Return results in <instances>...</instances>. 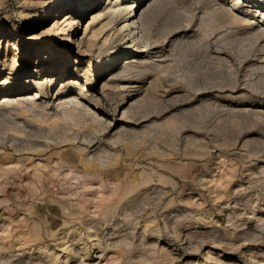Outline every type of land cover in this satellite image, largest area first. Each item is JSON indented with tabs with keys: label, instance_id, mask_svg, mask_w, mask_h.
<instances>
[{
	"label": "rangeland",
	"instance_id": "1",
	"mask_svg": "<svg viewBox=\"0 0 264 264\" xmlns=\"http://www.w3.org/2000/svg\"><path fill=\"white\" fill-rule=\"evenodd\" d=\"M19 5L2 0V30L52 16ZM219 7L162 1L149 33L162 56L116 77L97 73L105 50L85 56L93 101L53 100L48 84L34 108L0 99V264H264V35Z\"/></svg>",
	"mask_w": 264,
	"mask_h": 264
},
{
	"label": "bare ground",
	"instance_id": "2",
	"mask_svg": "<svg viewBox=\"0 0 264 264\" xmlns=\"http://www.w3.org/2000/svg\"><path fill=\"white\" fill-rule=\"evenodd\" d=\"M94 1L96 0H19V14L22 19L28 17L44 21L52 11V16L40 30H27L23 34L14 33L10 29L2 30L0 19V53L3 54V59L0 60V91L5 93L0 98L2 101L16 105L23 103L24 107L27 105L34 108L40 105L38 97L45 91L46 84L53 91V100L71 95L76 99L93 101L94 96L88 93L91 82L88 74L90 59L85 60L87 67L81 65L84 57L91 55V52L96 51L97 55H101L105 50V56L101 55L96 67L99 77L110 75L109 78L116 77L114 71L119 65L120 68H125L138 61L162 56L164 50H155L151 46L149 33L154 27L156 8L164 0H104L99 8L91 11L89 19L82 22L80 19ZM215 1L220 6L218 9L224 13L222 22H230L232 25L248 24L257 33L264 35V0H248L250 9L254 7V10H247V7L246 10L241 9L243 0H228V3ZM45 37L52 40H38ZM55 38L61 39L64 44H72V50L74 48L76 52L72 66L65 61L63 65L57 64L62 55L55 46ZM31 56L34 57L33 68L29 67ZM12 92H17V99L10 98L8 94ZM131 98H127L125 103L131 104Z\"/></svg>",
	"mask_w": 264,
	"mask_h": 264
}]
</instances>
